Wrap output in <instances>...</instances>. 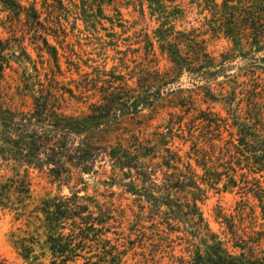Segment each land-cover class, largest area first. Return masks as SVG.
I'll list each match as a JSON object with an SVG mask.
<instances>
[{
    "label": "clouds",
    "instance_id": "clouds-1",
    "mask_svg": "<svg viewBox=\"0 0 264 264\" xmlns=\"http://www.w3.org/2000/svg\"><path fill=\"white\" fill-rule=\"evenodd\" d=\"M16 2L43 7L29 30L0 3V264H192L217 245L230 264H264V183L259 198L228 184L233 161L250 175L264 157V0ZM185 6L194 20L172 14ZM73 24L78 44L59 36ZM41 25L67 72L32 43ZM180 101L206 103L215 126H181ZM55 204L71 219H48Z\"/></svg>",
    "mask_w": 264,
    "mask_h": 264
},
{
    "label": "rangeland",
    "instance_id": "rangeland-1",
    "mask_svg": "<svg viewBox=\"0 0 264 264\" xmlns=\"http://www.w3.org/2000/svg\"><path fill=\"white\" fill-rule=\"evenodd\" d=\"M110 2V0H109ZM189 4H196V0H189ZM29 6V5H28ZM27 6V7H28ZM43 7V5H39L38 7H36L38 9V11H40V9ZM98 15L101 16V18H104V10L102 8H98L97 10ZM141 14H143V9L141 11ZM172 14H179L181 16L184 15H188L191 16L192 19H195L196 16V9L193 7H188L185 6L184 10L181 11L180 9L174 8L173 9V13ZM50 15V13H49ZM21 16H23L24 18V24L29 26V30H31V26L29 25V23L27 22V18H26V14L22 13L19 17L16 18H20ZM11 18V17H10ZM111 21L110 20H105V24L108 25L110 24ZM81 31H83V24L81 23L79 25ZM93 27H95V25H93ZM117 27H121L120 25H117ZM42 30L44 31V35H33L32 36V43H35L36 46L44 53V55L47 56H51L52 62L54 65H56V71L58 73H65L67 72V65H68V61H62L61 63H57V60L61 57L62 53H63V49L61 48L60 43L57 40V31L55 29H44L43 25H41ZM77 28L76 24H73L71 27L61 31L59 33V36L62 37L64 40H66L68 43L71 44H78V42L76 41L74 36H71L70 34L73 32L74 29ZM159 27L156 28V31L159 32ZM101 31H104V29H101ZM194 31V29H193ZM110 35V34H108ZM44 39L47 40V44L44 42ZM6 45V44H5ZM7 47V46H6ZM146 47V45H143L142 43L139 45H133V49L135 51H142V49ZM120 51L122 52H126L127 49L125 48H121ZM157 51L159 52L160 49L159 47H157ZM31 53L33 55L36 54V49L33 48L31 49ZM20 55H25L24 52H21ZM2 57V56H0ZM5 58L2 57V60H4ZM6 60H5V64H6ZM86 64L87 62L84 61L82 62V67L86 68ZM4 66V64H3ZM11 70V66H8L7 68H5L4 66V70H3V74L9 72ZM117 80H122L124 78L123 73H115L114 74ZM62 79V77H60L58 75V80ZM180 81L183 84V88L185 90H187L186 88H188L189 91H193L194 93V89L193 86L191 84V82L188 79L187 75H182L180 77ZM173 87H175V84L173 85ZM70 88L72 89V92L74 93V88L71 85V81H68V87L67 89ZM64 89V87L62 86L60 91L62 92ZM65 95H70L69 93H65ZM208 95V93L205 92H201V98H203L204 96ZM182 101L178 102L177 106L175 108H171L169 109V111L171 112L172 115H175L179 118H181V126L188 124L190 121L193 120V118L195 119L197 125H205V126H215L214 122L211 121L210 116L208 115L209 109L206 103L201 105L200 111H192L191 109H187V111H185L186 106H181L179 103H181ZM183 103V102H182ZM169 121H171V116H169ZM224 139L226 141L235 143L237 146L241 145L242 141L239 137V135H236V139L232 140V133H224ZM176 141L177 143H179V135H177L176 137ZM234 154H238V155H243V153H238L237 149H233ZM254 163V162H253ZM233 167V174H232V178L230 180H228V184L231 185V188L234 192H236L237 194L239 193L240 189L237 188V184H243L245 186L248 187V193L251 195L256 196L257 198H259L260 193L258 192V189L261 185V183H264V171H258L257 169L255 171H253L250 175L248 173V166L245 164L244 167H241V162L239 159L233 161L232 164ZM109 171H111V166L109 165ZM221 173H223V168H220L219 170ZM223 179H228L227 177H222ZM246 178V179H245ZM221 188L223 189V195L225 197L226 200H230L232 198V191L228 190V186L225 184H221ZM118 193L113 192L112 196L115 197L117 196ZM213 195H218L216 193H213ZM199 203V202H197ZM261 212H264V209H261ZM195 256V255H194ZM193 256V257H194ZM192 257V258H193Z\"/></svg>",
    "mask_w": 264,
    "mask_h": 264
},
{
    "label": "trees",
    "instance_id": "trees-1",
    "mask_svg": "<svg viewBox=\"0 0 264 264\" xmlns=\"http://www.w3.org/2000/svg\"><path fill=\"white\" fill-rule=\"evenodd\" d=\"M0 3L3 4L4 8L9 9L11 11L12 17H19L22 13H25L26 18H27V22L29 23V25H30V22L36 21V19L38 18L39 12H40L33 5H29L28 7L25 8L23 5L17 3L16 0H0ZM44 42L47 44L46 39H44ZM6 46L7 45H5V44L3 46H0V51H3L4 48H6ZM259 50L260 49H257V51H259ZM0 60H2V57H0ZM3 70H4V66H3V64H0V75H3ZM201 87H203V86H201ZM186 89L188 90V88H186ZM180 90L184 91L185 89L182 87ZM62 93H64V89H63ZM66 93H69L70 95H72L73 94L72 89L68 88ZM140 102H141V100L137 99L135 101H132V104L138 105ZM179 104L181 106H185L182 102ZM60 147L65 148L66 144L62 143V144H60ZM253 162L256 165V169L258 171H264V157L255 158L253 160ZM99 163L100 162L97 161L98 166H99ZM164 166H165V168L168 167V165L166 163L164 164ZM133 172H135L134 169H133ZM53 173H55V164L53 165ZM172 187L174 189H176L177 191H180V192L183 191V186H182L180 181L173 182ZM53 199L55 200V197ZM45 210H47V209H45ZM83 211L84 212L88 211L86 206L83 208ZM52 212H53V215L50 217H47L50 220H58L60 218L71 219L70 217H68L66 211L61 210V204H55L54 207L52 208ZM75 215L78 216L79 214L77 213ZM96 219L98 221L96 227L99 228L100 223H103V221L100 219V217H96ZM89 227H91V226H89ZM109 231L111 232L112 230L109 229ZM49 239L51 240L53 238L50 237ZM54 247H55V245H54ZM77 247H79V245H77ZM63 250H64V248H61V251H63ZM222 253H223V249H221L218 245L217 246H210L209 249L205 252V254L203 256H201L199 253H196L195 256L192 258V264H230V261H227L225 256Z\"/></svg>",
    "mask_w": 264,
    "mask_h": 264
}]
</instances>
